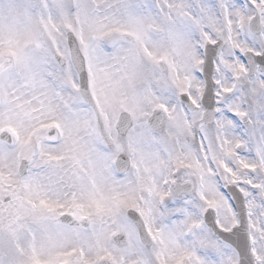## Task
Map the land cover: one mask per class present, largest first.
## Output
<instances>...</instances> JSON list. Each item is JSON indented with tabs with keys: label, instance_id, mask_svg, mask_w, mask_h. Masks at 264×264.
<instances>
[{
	"label": "snow or ice",
	"instance_id": "snow-or-ice-1",
	"mask_svg": "<svg viewBox=\"0 0 264 264\" xmlns=\"http://www.w3.org/2000/svg\"><path fill=\"white\" fill-rule=\"evenodd\" d=\"M0 264H264V0H0Z\"/></svg>",
	"mask_w": 264,
	"mask_h": 264
}]
</instances>
